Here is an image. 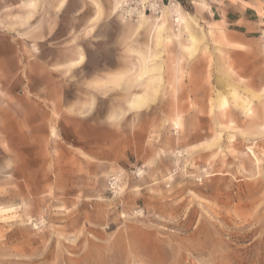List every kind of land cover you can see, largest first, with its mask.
Listing matches in <instances>:
<instances>
[{
	"label": "rangeland",
	"instance_id": "obj_1",
	"mask_svg": "<svg viewBox=\"0 0 264 264\" xmlns=\"http://www.w3.org/2000/svg\"><path fill=\"white\" fill-rule=\"evenodd\" d=\"M174 1L194 39L158 44L115 0H0V264H264V0Z\"/></svg>",
	"mask_w": 264,
	"mask_h": 264
},
{
	"label": "bare ground",
	"instance_id": "obj_2",
	"mask_svg": "<svg viewBox=\"0 0 264 264\" xmlns=\"http://www.w3.org/2000/svg\"><path fill=\"white\" fill-rule=\"evenodd\" d=\"M115 1L117 7H126V13L128 15L131 16L133 14H137L140 25L150 22L149 16H147L144 11L149 10L153 12L156 17L152 25V31L155 34V38L157 39L158 44H160L164 39H172V37L174 36V34L171 32V19H174V21L178 25L184 26L189 32L191 38L194 39V36L190 32L189 17L183 12L181 4H178L174 0H172L169 5L164 4L162 6L158 3V1L153 0H130L131 2L133 1V4H135L136 7L131 6L129 0ZM166 33H170L167 38H165ZM79 60H82V57ZM76 62L79 63L80 61ZM158 70H160L159 66H154L151 68L147 64L142 63L136 80L139 82L143 81L145 87L144 90L142 89L143 92L141 94L133 95L129 99L128 105L131 110H138L144 107L156 97V94L158 92L156 81H158L160 77L155 76L153 72H156Z\"/></svg>",
	"mask_w": 264,
	"mask_h": 264
},
{
	"label": "crops",
	"instance_id": "obj_3",
	"mask_svg": "<svg viewBox=\"0 0 264 264\" xmlns=\"http://www.w3.org/2000/svg\"><path fill=\"white\" fill-rule=\"evenodd\" d=\"M239 2H248V0H239ZM239 2H237L235 4H231L230 2L227 1V3L229 4L230 7H228L225 10V13L223 14V18L222 19L226 22V24L228 26H232V27H235L236 28V29H233L231 31L233 33L237 34V35H246L249 32H255V31H257L256 25L260 26L261 23H258L257 21H254L252 19L254 17L258 16V13L256 11H254L251 7H244V8H242ZM53 15L55 16V18L53 20H55V21L58 20V18H59L58 13L57 14L55 13ZM35 19H37V17ZM54 32H55V28H53L51 30V33L52 34ZM36 52L39 53V51H36ZM39 54L41 55V53H39ZM39 54H35V56L36 57H39ZM80 58H81V56L79 58H77V60H73V61L69 62V64H68L69 67L72 68V67L81 66V64L83 63V58H82V60H79ZM68 61L69 60H67V61L59 64L58 66H61V65L65 64V63H67ZM76 61H80V62L77 63ZM7 64L8 63H7V61L4 60V57H1L0 56V68H3L5 66H7ZM48 65H49V63H48ZM79 69H81V68H79ZM62 71H64V70H62ZM74 72H75V70H74ZM71 73L73 74V71ZM50 77L51 76L48 73L42 75V83H43L42 86H44L45 88L47 87V89H48L46 91V93H44V94L42 93V95L47 94L46 97L49 96L48 95L49 93L53 92L52 88L49 89V87H51V85H52L51 84L52 79ZM32 89H33V86H32ZM36 94H38V93H36ZM48 100H51V98H48ZM25 115H26V113H25ZM26 118L28 120V118H30V116H27L26 115ZM30 120L31 119H29V121ZM5 133H6L5 138H6V141L7 142H14L17 139L16 136H13L12 134H10L9 131H6ZM51 134H52V136L57 137V131H56V128L55 127H52ZM22 138H24V137L21 136V135L18 136V139L19 140H21ZM3 154L5 155V153H3ZM1 158L3 160V159H5V156H3ZM17 164L20 165L21 164V161L18 160V163ZM2 165L9 167V164L8 163L2 164Z\"/></svg>",
	"mask_w": 264,
	"mask_h": 264
}]
</instances>
